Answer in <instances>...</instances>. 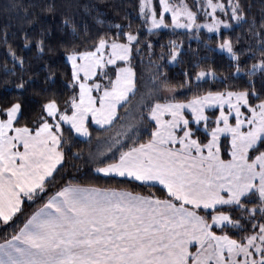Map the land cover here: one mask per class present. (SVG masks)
<instances>
[{
  "label": "snow or ice",
  "instance_id": "6c2138e0",
  "mask_svg": "<svg viewBox=\"0 0 264 264\" xmlns=\"http://www.w3.org/2000/svg\"><path fill=\"white\" fill-rule=\"evenodd\" d=\"M36 7L52 12L55 5ZM196 8L193 11L184 0H158V5L138 0V14L150 31L198 30L201 10L211 17L203 26L216 33L221 26L230 27L217 10L233 21L246 18L241 0H202ZM167 13L170 24L165 22ZM35 19L37 15L27 23ZM63 24L77 32L69 17ZM116 28L114 34H98L83 50L78 44L59 42L69 65L65 86L71 95L63 98L47 88L37 90L35 111L23 96L0 104V226L13 228L0 242V264H264V92L251 79L245 88L178 100L167 95L175 86L154 76L159 87L142 103L147 111L140 113L139 125H122L126 138L122 142L123 134L117 133L106 149L108 155L90 154L95 172L130 177L153 189L159 185L166 190L163 196L70 181L51 190L50 181L58 166L63 167L70 147L63 126L91 139L90 121L111 127L121 118L118 109L136 93L130 55L134 46L139 49L140 35L123 31L121 25ZM83 31L87 40V28ZM49 33L48 28L40 29L35 38L38 52L52 50L45 44ZM254 34L264 50V20ZM3 39L7 42L6 30ZM31 39L25 33V46ZM218 47L238 60L230 37L223 36ZM178 51L174 46L169 59ZM8 52L23 66V57L10 45ZM241 71L249 77L264 73V51L248 69L237 63ZM208 72L212 70L198 71L197 80ZM52 75L49 70L45 79ZM28 83L21 78L15 87L22 92ZM214 107L219 114L209 117L206 110ZM141 132L148 137L136 143ZM221 137L227 141L223 147ZM127 139L133 143L124 148ZM222 152L230 158L224 159ZM42 198L44 202L18 225L24 202L34 204Z\"/></svg>",
  "mask_w": 264,
  "mask_h": 264
},
{
  "label": "trees",
  "instance_id": "16d2710c",
  "mask_svg": "<svg viewBox=\"0 0 264 264\" xmlns=\"http://www.w3.org/2000/svg\"><path fill=\"white\" fill-rule=\"evenodd\" d=\"M241 2L245 5L246 18L220 35L210 36L204 31L199 33L176 29L149 31L138 14V0H0V104L13 97L23 96L29 109L35 111L39 99L34 95L37 90L47 88L50 92L56 91L63 98L71 95L65 86V81L70 78L67 74L69 65L65 61L64 48L60 46V41L69 46L78 44L83 50L98 34L116 33L118 30L116 25H121L123 31H138L140 35L139 49L134 46L132 50V66L136 72L137 84L135 95L130 96L128 104L120 108L121 118L111 127L98 128L90 125L91 139H82L71 131L69 126H63L70 147L65 151L63 167L58 166L59 171L55 174V180L50 181L53 186L51 190H58L59 186L70 181L79 185L123 189L141 194L154 191L157 195L163 196L165 191L159 186L153 189L132 179L95 172L96 165L92 162L90 154L105 155L117 133L123 134L121 136L123 142L127 134L122 125L125 127L129 124L139 125L140 113L147 111L146 108H142V103H147L155 89L159 87L157 81L153 80L154 76L161 82L166 80L179 90L176 96L174 95L176 99H190L193 95L207 91L245 88L249 86L250 79L258 91L264 92V73L257 71L251 77L246 71L236 73L237 63L240 69H248L260 59V53L264 51L258 44L260 37L254 34L260 32L261 21L264 20V0ZM37 3H52L55 8L52 12H39ZM34 15H37L38 19L33 20L31 24L27 23ZM65 16L77 25L76 33L72 32L71 27L63 24ZM129 24L131 29L128 27ZM42 27L50 29L45 44L50 45L52 50L49 51L46 47L44 52L40 53L36 49L35 38ZM85 27L88 30L87 40L83 31ZM5 30L7 42L3 39ZM25 33L33 38L27 46L24 42ZM223 36L231 38L234 49L239 54L238 60H233L216 50V45ZM9 45L17 56L23 57V66L19 61L13 60L8 52ZM174 46L180 48V53L177 64L171 65L169 56ZM201 69H211L218 77L197 81L196 73ZM49 70L53 75L46 80ZM21 78L29 81L22 92L15 87ZM160 96H164L163 90L160 91ZM141 128L142 125L137 130ZM147 137V132H141L140 140L135 142H143ZM132 143L133 140L127 139L123 146L127 148ZM46 195L47 193L44 194V198ZM43 202V198L34 204L25 201L17 224H22L23 220ZM5 232L12 233L13 228L0 226V242L6 238Z\"/></svg>",
  "mask_w": 264,
  "mask_h": 264
},
{
  "label": "rangeland",
  "instance_id": "374dc122",
  "mask_svg": "<svg viewBox=\"0 0 264 264\" xmlns=\"http://www.w3.org/2000/svg\"><path fill=\"white\" fill-rule=\"evenodd\" d=\"M169 2H170V3H173V4H176V3H179L180 0H169ZM184 2L187 3L189 6H191L193 11H196V10H197L196 5L199 4V3H201L202 0H184ZM224 2L226 3V0H224ZM153 3L156 4V5H158V0H153ZM209 11H210V10H209ZM216 15L219 16L221 19H227V20H229V22H230V27H228L227 29H230V28H232L234 25H237V24H239V23L241 22V21H240V22H237V21H233V20H231L230 16H226V15H224V14L221 13L219 10H217ZM210 20H211V17H210L209 15H207L204 11L201 10V11L198 12L197 21H196L198 24L201 25V27H200L198 30H197L196 28H193V29H185V28H175V27H160V28H158V29H152L151 31L159 30V29H176V30H179V31H186V32H189V33H193V32H195V33H199V32L204 31V32H206L208 35L213 36V35H220L224 30H227V29H225L223 26H221V32H220V33H216L215 31H209L208 28L204 27L203 25H204L205 23L210 22ZM165 22H166L167 24H170V23H171V14H170V13H167V14H166V21H165ZM145 28H146L147 30H149L147 24H145ZM149 31H150V30H149ZM220 42H221V40H220ZM220 42H219V43H220ZM219 43L216 45V50L219 51V52H221V53L226 54L228 57H230L231 59H233V58L231 57V55H230L226 50H222V49H220V48L218 47ZM177 49H179V51H178V53H177V55H176V58H175V59H169V63H170L171 65H175V64H177V62H178L179 53H180V48H177ZM132 50H133V49H132ZM130 60H131V66H132V52H131V55H130ZM233 60H234V59H233ZM132 67H133V66H132ZM204 70L207 72L208 69H204ZM213 73H214V75H213ZM236 73H237V74H240V73H243V71H241V72H237V69H236ZM217 77H218L217 74H216L214 71H212V72H208L207 75H206L205 77H201L199 80H197V78H195V80H197V81H201V80H204V79H214V78H217ZM178 91H179V90H178L177 88H175L174 92L167 93V95H168L170 98H171V97H174V95L176 96V94H177ZM94 94H95V93H94ZM163 94L165 95L164 91H163ZM129 98H130V97H129ZM174 98H175V97H174ZM175 99H176V98H175ZM178 100H188V99H178ZM225 110H227V109L225 108ZM119 112H120V108L118 109V113H119ZM187 114H189V113H188V111L186 110V115H187ZM206 114H207L209 117H215L216 115L219 114V108H218V107L209 108V109L206 110ZM90 125H93V126H95V127L98 126V128H107V127H101L100 125H97L94 121H90V124H89V130H90ZM201 127H202V125H201ZM246 127H247V126H245V130H246ZM76 135H77L78 137L82 138V139H87V138H88V137L80 136L79 134H76ZM228 139L230 140V137H229ZM221 140H222V147H223V144H224V143H227V141H225L223 137H221ZM105 155H108V153L106 152ZM222 156H223L224 159H229V158H230L229 156L225 155L223 152H222ZM224 210H227V209L225 208Z\"/></svg>",
  "mask_w": 264,
  "mask_h": 264
},
{
  "label": "crops",
  "instance_id": "0c3cea01",
  "mask_svg": "<svg viewBox=\"0 0 264 264\" xmlns=\"http://www.w3.org/2000/svg\"><path fill=\"white\" fill-rule=\"evenodd\" d=\"M67 126H69V125H67ZM70 127V126H69ZM98 127V126H97ZM90 131V130H89ZM76 134V133H75ZM103 174V173H102ZM104 175H108V174H104ZM110 175H113V176H117V177H120V176H118V175H116V174H110ZM122 178H128V179H132V180H134L133 178H130V177H122ZM138 182H140V181H138ZM143 183V182H142ZM82 186H85V185H82ZM157 186H159V185H157ZM160 188H162L161 186H159ZM115 189V188H114ZM126 191H128V190H126ZM164 191H166V190H164ZM195 249H193V251H194Z\"/></svg>",
  "mask_w": 264,
  "mask_h": 264
}]
</instances>
